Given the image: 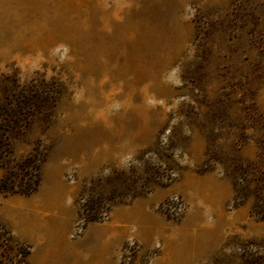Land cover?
<instances>
[{
	"label": "rangeland",
	"instance_id": "rangeland-1",
	"mask_svg": "<svg viewBox=\"0 0 264 264\" xmlns=\"http://www.w3.org/2000/svg\"><path fill=\"white\" fill-rule=\"evenodd\" d=\"M40 80L61 85L57 102L0 148L42 158L35 193L0 192V222L30 264H238L244 246L264 251L254 198L232 207L234 166L264 158V0H0V105ZM156 144L181 167L174 180L83 225L81 198L140 170Z\"/></svg>",
	"mask_w": 264,
	"mask_h": 264
},
{
	"label": "trees",
	"instance_id": "trees-1",
	"mask_svg": "<svg viewBox=\"0 0 264 264\" xmlns=\"http://www.w3.org/2000/svg\"><path fill=\"white\" fill-rule=\"evenodd\" d=\"M46 80L32 81L19 86L8 93V104L0 105V148L10 145V140L17 134L23 123L27 122L31 112L42 113L54 105L61 94L59 83ZM148 159L139 158L140 170L130 172L113 171L109 176L101 177V195H89L81 198L78 217L86 225L103 222L110 211L117 205H126L148 193L150 185L167 186L174 180L181 167L166 153L159 144L154 150H144ZM9 155L0 152V192L3 194H20L29 196L38 190L41 183L39 164L40 154L35 151L23 158L15 159L12 151ZM38 153V154H37ZM264 158L259 154L257 161L234 166L238 177L233 182L234 197L232 207L244 205L250 197L255 200L251 214L264 218ZM144 164L142 165L141 162ZM263 161V162H262ZM12 162L11 166H8ZM31 246L18 239L12 231L0 222V264H30ZM242 258L238 264H264V251H256L244 246Z\"/></svg>",
	"mask_w": 264,
	"mask_h": 264
}]
</instances>
